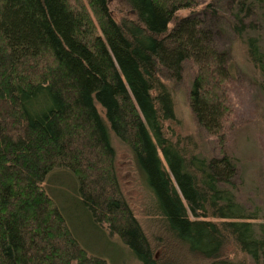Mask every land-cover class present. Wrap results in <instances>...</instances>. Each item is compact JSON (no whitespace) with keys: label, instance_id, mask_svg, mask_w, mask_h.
<instances>
[{"label":"trees","instance_id":"trees-1","mask_svg":"<svg viewBox=\"0 0 264 264\" xmlns=\"http://www.w3.org/2000/svg\"><path fill=\"white\" fill-rule=\"evenodd\" d=\"M193 4L122 0L117 19L108 0H0V264H106L47 193L54 170L139 264H264V225L236 201L234 159L201 158L173 128L164 79L179 82L187 62L197 125L222 145L232 116L227 56ZM239 4L264 11V0ZM244 43L264 88L259 40ZM111 133L150 196L146 226L121 189Z\"/></svg>","mask_w":264,"mask_h":264},{"label":"rangeland","instance_id":"rangeland-1","mask_svg":"<svg viewBox=\"0 0 264 264\" xmlns=\"http://www.w3.org/2000/svg\"><path fill=\"white\" fill-rule=\"evenodd\" d=\"M108 1L110 10L118 19L122 15L119 13L123 9L122 0ZM193 1L194 14H198L202 26L210 33L218 52L227 56L232 116L222 145L197 125L189 106V89L195 67L187 62L183 65L179 82L164 79L173 94L177 121L173 128L177 135L192 137L201 158L209 160L226 154L234 159L237 167L233 178L236 201L247 213L257 216L256 225H264V88L261 87V77L247 57L244 43L248 37L258 38L264 66V11L254 5L253 10L246 13L247 6L242 9L239 6L241 0ZM188 14V11L180 13L181 16ZM110 135L121 189L137 219L146 226L145 207L150 203V196L138 181L131 153L112 133ZM63 172L69 174L54 170L46 177L47 193L82 247L89 254L102 258L106 264H139L117 237L109 236L93 224L80 203L76 180L71 175L72 184Z\"/></svg>","mask_w":264,"mask_h":264}]
</instances>
